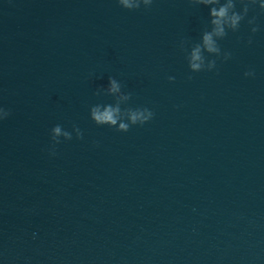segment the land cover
Wrapping results in <instances>:
<instances>
[{
  "label": "water",
  "instance_id": "obj_1",
  "mask_svg": "<svg viewBox=\"0 0 264 264\" xmlns=\"http://www.w3.org/2000/svg\"><path fill=\"white\" fill-rule=\"evenodd\" d=\"M206 29L188 0H0V264H264V12L192 73ZM109 77L153 119L95 124Z\"/></svg>",
  "mask_w": 264,
  "mask_h": 264
},
{
  "label": "clouds",
  "instance_id": "obj_2",
  "mask_svg": "<svg viewBox=\"0 0 264 264\" xmlns=\"http://www.w3.org/2000/svg\"><path fill=\"white\" fill-rule=\"evenodd\" d=\"M190 4L203 5L209 7L210 16V30H205L199 42L190 46V50L185 47L186 41H181V48L186 53V60L190 72L198 73L201 71H212L216 67L215 60H209L208 55L216 57L221 56V48L218 43L219 40L227 36L229 31L236 32L239 30L241 22L247 17L250 6L257 5L259 9L264 12V0H188ZM117 3L124 9L129 11H135L140 9L141 5L145 9L149 8L153 0H117ZM237 3L242 7L237 11ZM255 17L249 19L247 23L249 25L255 24ZM259 30L258 26L251 28L253 33ZM248 43L251 44L252 40L249 39ZM231 57L230 52L223 53L224 60ZM244 75L254 76V72L248 71ZM188 79H192L191 75ZM169 80H174V77H169ZM101 91H104L106 95L114 98V103L111 104H96L90 108V118L95 124L115 128L118 132H127L130 127L135 125L143 126L151 121L154 117V112L147 107H124L121 106L127 104L131 99V93H125L122 91V84L115 78H108V87L106 89H98L96 94L99 95ZM10 115V111L0 108V120L7 118ZM73 130L76 133L78 139L83 137L81 130L73 126ZM60 137L65 140L72 139V133L66 131L61 125H56L51 129V139L54 144H59ZM55 155V150L50 153Z\"/></svg>",
  "mask_w": 264,
  "mask_h": 264
}]
</instances>
